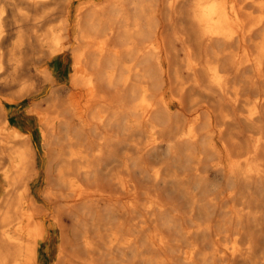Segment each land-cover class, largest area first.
Returning <instances> with one entry per match:
<instances>
[{
    "label": "bare ground",
    "instance_id": "bare-ground-1",
    "mask_svg": "<svg viewBox=\"0 0 264 264\" xmlns=\"http://www.w3.org/2000/svg\"><path fill=\"white\" fill-rule=\"evenodd\" d=\"M0 264H264V0H0Z\"/></svg>",
    "mask_w": 264,
    "mask_h": 264
},
{
    "label": "rangeland",
    "instance_id": "rangeland-1",
    "mask_svg": "<svg viewBox=\"0 0 264 264\" xmlns=\"http://www.w3.org/2000/svg\"><path fill=\"white\" fill-rule=\"evenodd\" d=\"M120 198H122V197H120Z\"/></svg>",
    "mask_w": 264,
    "mask_h": 264
}]
</instances>
